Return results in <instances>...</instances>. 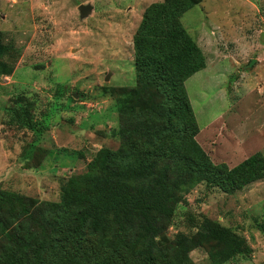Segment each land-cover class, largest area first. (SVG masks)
Returning <instances> with one entry per match:
<instances>
[{"label":"rangeland","instance_id":"rangeland-1","mask_svg":"<svg viewBox=\"0 0 264 264\" xmlns=\"http://www.w3.org/2000/svg\"><path fill=\"white\" fill-rule=\"evenodd\" d=\"M163 1L0 0V33L15 61L12 75L0 76L1 189L58 202L62 179L85 173L99 149L119 147L115 99L103 88L136 85L134 35L145 10ZM82 4L92 7L84 18ZM181 22L207 61L186 81L197 141L229 168L264 156V0H202ZM21 94L34 105L41 134L10 125L8 109ZM185 200L166 239L195 233L189 215L218 221L252 251L225 264H264V179L234 195L200 184ZM189 256L212 264L207 247Z\"/></svg>","mask_w":264,"mask_h":264},{"label":"trees","instance_id":"trees-1","mask_svg":"<svg viewBox=\"0 0 264 264\" xmlns=\"http://www.w3.org/2000/svg\"><path fill=\"white\" fill-rule=\"evenodd\" d=\"M201 1L145 10L133 39L136 85L103 88L115 99L117 149H99L85 173L62 179L58 202L0 188V264H194L189 252L198 247L208 248L212 264L251 255L232 228L192 215L195 233L164 237L187 191L205 184L234 195L264 179L263 154L229 168L214 164L196 139L186 81L207 61L181 19ZM9 52L0 33V76L14 72ZM33 108L25 95L13 98L10 125L41 134Z\"/></svg>","mask_w":264,"mask_h":264},{"label":"water","instance_id":"water-1","mask_svg":"<svg viewBox=\"0 0 264 264\" xmlns=\"http://www.w3.org/2000/svg\"><path fill=\"white\" fill-rule=\"evenodd\" d=\"M78 10L80 12V16L82 18L88 16V14H90V12L92 11V7L90 5H80L78 7ZM262 42H264V34L262 35ZM256 60H252V62L249 64V68L252 67V65L254 64Z\"/></svg>","mask_w":264,"mask_h":264},{"label":"crops","instance_id":"crops-1","mask_svg":"<svg viewBox=\"0 0 264 264\" xmlns=\"http://www.w3.org/2000/svg\"><path fill=\"white\" fill-rule=\"evenodd\" d=\"M199 134H200V133H199ZM199 134H198V135H199Z\"/></svg>","mask_w":264,"mask_h":264}]
</instances>
